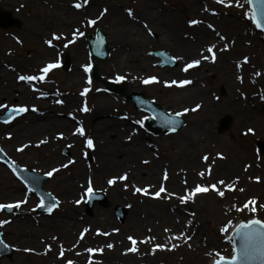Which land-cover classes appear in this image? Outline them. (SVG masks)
Returning <instances> with one entry per match:
<instances>
[{
	"label": "rangeland",
	"instance_id": "obj_1",
	"mask_svg": "<svg viewBox=\"0 0 264 264\" xmlns=\"http://www.w3.org/2000/svg\"><path fill=\"white\" fill-rule=\"evenodd\" d=\"M144 1L0 0V9L10 11L13 17L23 22L19 29L6 30L0 27V64L16 68V71L2 68L4 72H0V104L25 106L30 103L36 106V99L33 98L35 94L43 92L44 95L52 96L50 100L63 101V103L53 105L49 100L46 104H41L43 107L48 106L47 108L54 114L69 113L68 102L71 97H76L78 100L74 104H77L79 110L73 112L71 109L70 118L75 121H72L68 128L75 131L76 128L82 126L85 130V136H79L82 140V148L76 149L74 141L65 139V129L57 127L52 129V135L59 133L63 135V138H58L51 143L47 141L40 147H30L33 149L31 155L23 156L26 153L25 150L16 152L12 149L16 144L24 142V137L17 138L19 131H14L15 126L4 125L0 122V146L8 149L6 154L23 167L35 169L40 174H47L52 165L45 155L48 149H51L53 154L56 153L59 158L51 161L59 163L64 160L72 161L70 169H59L44 184V189L51 192L59 202L58 208L51 213L37 212L41 200L39 195L34 191H29V188L12 173L7 165L0 163V204L26 201L21 204L20 208H15L12 213L5 210L0 211V221H8L2 225L3 239L15 249L12 258L5 257L0 264H66L70 259L69 254L64 252L61 257L59 253L54 252V249H58L61 245L59 241L63 242L62 228L57 223L59 220L68 226V231L64 233L66 240L79 234L81 229L93 231L98 227L106 231L110 230L108 224L111 222L122 234L131 230L134 240H137V253L134 254V258L138 259L136 264H205L204 261L201 262L202 256L198 250L190 245L197 236H201L202 240L206 239L208 243L218 242L220 244L210 257L217 259L216 252L225 257L232 255V246L227 239L228 232H221L225 224L220 219L214 222L210 215L211 207L214 205L219 208V214H223L224 218L229 221H246L253 217L264 220V208H260V205H264V185L261 191L249 187L250 185L259 187L261 183L264 184V152L256 146L257 141H264V109L253 113L256 110L254 103H249L246 108H243L251 112L253 116L244 118L231 105V97L234 93L237 95L244 93L253 98L252 91L256 88L258 96L254 99L264 101V42L254 23L244 15L245 12L251 11L249 5L246 0H240L244 4L242 8L235 6L236 0H232L231 6L219 4L216 0H151L155 5L153 16L149 18L145 17L142 10ZM198 2L201 3L198 5ZM76 3L82 6L77 9L74 6ZM225 3L227 4V0ZM203 5H206L212 13L194 11L193 7ZM129 9L132 11V16L128 15ZM70 11H74V16L66 27L61 22L70 15ZM116 11L120 13V16L111 18ZM90 15H94L92 19L97 21L95 25L88 24ZM135 18L138 20L135 28L126 25ZM194 19L212 25V28L207 27V30L214 34L217 32L219 35L222 34L226 40L227 49L221 50V48L224 49L221 47L217 50L216 52H219L214 62L210 58L208 60L201 58L204 55L209 56L207 50L203 48L198 47L190 53L182 50L179 46L181 44L176 41L175 44L171 36L169 37L172 33L165 31L168 25L188 28L189 22ZM97 27H102L109 39L110 57L99 67V73L103 79L109 78L117 83L121 82L134 91H144L148 97L158 100L163 107L170 109L171 113H183L187 125L182 130L168 135L154 133L144 125L146 114L143 111L132 107L121 95L107 93L106 85L99 82L86 83L84 79L88 76V72L84 71V66L89 65L90 61L88 56L80 55L78 47L86 43V33L94 34ZM55 28L60 29L56 34L62 35L63 39L54 40V46L50 47L45 41L52 39V31L54 32ZM77 29L84 35L73 36ZM243 29L248 32V43H244L242 36L233 34L241 33ZM63 30L70 32L62 33ZM120 34H128L132 39L124 40ZM72 38L74 42L67 44ZM121 40H124V48H120ZM65 44L68 46L64 47ZM10 45H13L14 49L8 48ZM245 48L247 51H243ZM119 49L125 51V55L117 56ZM156 49L169 50L172 55L177 56L179 65L175 68H158V60L153 59L149 52ZM50 50L54 52L51 56H46ZM66 55L72 61L69 71H53L51 76L50 73L46 74L44 81L25 82L18 87L17 71L20 70L22 73L26 71L25 75H31L30 72L35 75L38 73L39 76L41 75L39 69L50 62L63 61ZM245 57L248 58L247 63H244ZM234 58L238 59L237 62L246 72V74H238L243 78V82L237 79L238 76L236 78L226 76L222 69V64L226 63L227 59L232 61ZM196 59L201 60L198 66H194L187 72L183 71L186 64ZM143 61L149 62V69L140 73L142 69L134 66L138 64L137 67H139V63ZM163 70L166 72H162ZM77 71L81 73L80 76L77 75ZM238 72H242L241 68ZM257 72L260 73L259 76L255 75ZM148 73L154 76L160 73L163 78L158 83L144 84L142 81L146 75L141 77L139 75ZM117 74L125 76L126 79L118 81ZM179 79H189L191 83L182 87L166 86V82L170 84L171 81ZM193 83L202 87L207 96H196L198 92L191 91L195 86ZM30 84L38 89L35 94L31 93ZM85 88L90 90L82 96L80 92H83ZM98 93L103 97L97 102L93 98ZM100 103L103 104L105 112L98 116L101 118L110 116L105 118L110 121L107 126L114 129V133L108 136L110 147H121L120 152L113 157L116 162L121 161V166L113 172H106L103 166L99 165L98 151L85 147V137L90 136L88 124L91 112L95 109V105ZM85 105L89 109L87 112L82 111ZM197 105L200 107L197 108ZM37 109L44 110L39 106ZM185 109L188 111L185 112ZM225 115H230L233 121L229 130L219 133L218 123ZM35 117L50 118L48 112L42 115L29 114L16 119L18 122L16 127L20 128L28 121H33ZM123 119L128 121H123ZM138 120L143 121V127L136 123ZM248 129L253 131L248 132ZM6 131L14 133L11 137H5ZM119 134H129L131 139L120 144L117 141ZM40 136H44V133H40ZM27 139L32 140V137L27 136ZM141 142L149 144L147 148L152 154V160L159 155L165 161V166L164 164L158 165L157 173L160 174L161 169L165 167L168 176L166 183L162 181L155 183L156 179L154 182L151 181L148 172L156 171L155 163L150 160L145 163L140 160L141 155L138 153H134L131 157L128 156V161H122L126 156V148ZM66 148L70 149L69 155L63 152ZM189 152L194 153L193 157L198 162V167L203 168V177L197 176L196 172L190 168L192 159L187 156ZM89 154L92 155L91 161L87 159ZM204 156H208L209 159L205 161ZM78 165H82L83 169L88 171L81 180L78 178ZM226 165L238 166V171H240L235 172V176L239 175L240 178L234 183L238 184L240 180L242 191L238 189L235 193H231L227 190L221 197L217 190L223 191L224 184L218 182L223 174L221 173L222 168ZM209 166H211L210 175L208 174ZM127 167H130L128 172L125 169ZM253 170L255 172H251ZM118 173L121 175L126 173L127 179L119 181V186L117 184L108 185L107 176L118 175ZM176 178L181 180V187L179 190L172 191L170 195L168 190L170 186L167 182ZM67 179L77 180L75 184L80 188L75 194L78 196H67L68 191L63 187ZM89 180L93 191L106 193L110 201L106 207L95 204L90 216L85 211ZM133 184L141 189L147 188L149 194L127 192L123 187ZM162 184H166V191L157 198L154 193L159 191ZM196 185L209 187V191L201 194L203 197L198 200L195 199L198 196L196 195L187 203L182 204L178 197L185 195L186 190L191 192ZM211 185H216L217 190H213ZM250 200L256 201L257 212L255 214L248 209L237 210L243 208V205ZM118 205L129 209L126 220L122 223L117 220L118 217L115 214V207ZM134 207L138 208L136 216L141 219V222L135 225L132 220ZM251 207L252 205H249V208ZM170 212L178 217L179 224L172 226L174 229L169 228L172 225ZM85 232L92 236L90 247L93 250L97 249V253L85 254V260L76 264H90V261L91 264H108L105 260H110V256L115 253L100 244L105 240H114L113 237L108 236L104 239V236L100 238L98 235ZM181 233L191 239H172V237L180 236ZM147 238L153 239L149 243H141ZM157 244H165V248L162 251L156 248L154 253L149 255V249ZM48 246H51L50 250ZM128 260L129 257L125 255L117 262L131 264Z\"/></svg>",
	"mask_w": 264,
	"mask_h": 264
},
{
	"label": "bare ground",
	"instance_id": "obj_2",
	"mask_svg": "<svg viewBox=\"0 0 264 264\" xmlns=\"http://www.w3.org/2000/svg\"><path fill=\"white\" fill-rule=\"evenodd\" d=\"M205 1V0H203ZM209 1V0H208ZM201 3V2H200ZM198 2V5L200 4ZM154 3L151 1V0H145L144 3H143V13L145 15V17H149L151 18L153 16V11H154ZM195 6V5H194ZM205 6L206 5H203V6H196V7H193L195 8L194 11H196V13H200L201 11L203 13H212V12H209L208 11H205ZM208 9V7H207ZM74 11H70V15L65 19H63V21L61 22L62 24H65L66 27L68 25V23L70 22L72 16H74ZM214 13V12H213ZM120 16V13L118 11H116L115 15H113L111 18H117ZM90 20H93L92 18H94V15H90L89 16ZM88 19V21H89ZM95 20V19H94ZM112 20V19H111ZM137 19H131V21H129L126 25L129 26V27H132V28H135L137 25ZM60 26V25H59ZM61 27V26H60ZM207 27H208V24L207 22L205 23L204 21H202V23L198 24V25H189L188 28L185 27V26H177V25H168L165 29V31L167 33H172L169 35V37L171 36V40H173L174 42L176 41L177 43H180L181 45L177 44L180 46V48L182 50H187L186 52L187 53H190L191 51H194L196 48L199 47V49L203 48L205 51L207 50V48L211 45H215V48L213 49V51H217L219 50L221 47H224L225 46V42L226 40L225 39H220L221 36H223L222 34L220 35H217L214 34V33H211L209 32V30H207ZM193 30V31H191ZM57 31H60L59 28H55V33H58ZM52 31V34L54 33ZM67 32H70V31H66V30H63L62 33H67ZM131 33H134V32H131ZM179 34V36H178ZM186 34V35H185ZM187 34H190V35H187ZM234 35H239L242 36L244 38V43H248L249 41V38H247L248 36V32L243 31L241 33H233ZM182 35V36H181ZM216 35V36H215ZM121 38L124 39V40H128V39H132V37H130L128 34H120ZM187 36V37H185ZM178 38H181V39H178ZM187 38V39H186ZM124 40H121V47L120 48H124L125 46V43L123 42ZM182 41V42H180ZM175 42V44H176ZM203 45V46H202ZM12 47V48H11ZM10 49H14L13 45H10V47H8ZM222 49V48H221ZM78 50L80 52V55L82 56H86L87 54V49H86V46L85 44L84 45H80L78 47ZM202 51V50H201ZM243 51H247V49H243ZM54 51L53 50H50L46 56H51L52 53ZM219 52V51H218ZM216 52V53H218ZM117 56H122V55H125V51L123 50H120L117 52ZM255 59V58H254ZM237 58H234L232 59V61L229 59H227V62L226 63H223L222 64V69L223 71L225 72V75L226 76H234L235 78L237 76H239L238 74H243L246 72L244 71V68L240 67L242 72L239 73L238 71L240 69L237 68ZM253 60V59H252ZM230 61V62H229ZM149 62L147 61H143L142 63H139V67L138 64L135 65L134 67L138 68V69H142V72L145 71V69H149ZM8 65H1L0 64V72H4V69L2 68H7ZM221 70V69H220ZM78 72V76L81 75V73L79 71ZM162 72H166V70H163ZM121 73V72H119ZM22 74V71H18L16 73L17 77H19L20 75ZM1 75V73H0ZM138 75V74H137ZM142 75H146L145 78H149V73L148 74H140L139 76L141 77ZM158 79H162L163 76L162 74H157L156 76ZM180 80H184V79H179L177 80V82H179ZM186 80V79H185ZM189 80V79H188ZM195 86L194 88H192L191 91H194L195 92H198L196 93V96H200V97H204V96H207V94L205 93V90H203L202 87H199L197 86L196 83H193ZM192 84V85H193ZM21 86V84L18 85V87ZM257 91L258 89L256 88L255 90H253V98L252 97H248L247 95H245L244 93L242 94H233L232 97H231V105L233 107V109L235 108V110H238L239 111V115L242 116V117H247V118H250L253 116V114L247 110H245L244 108H246V106L249 104V103H254V109H256L255 111H253V113H258V110H261L262 108L264 109V101H256L254 98L258 96L257 94ZM251 92V93H252ZM251 95V94H249ZM95 97L93 98V100H97V102L103 97L101 94H97V95H94ZM203 99H206V98H203ZM78 99H76V97H71L69 102H68V107H70V111L72 109L73 112H76L77 110H79V107L77 106V104H74ZM244 107V108H243ZM69 111V113H70ZM105 112V109H104V106L102 103L98 104V105H95V109L91 112V119L89 121V124H88V127H89V133H90V138H92L93 142H94V148L96 151L99 152L100 154V163L99 165L100 166H103V170L106 171V172H113V171H116L118 169V167H120L121 165V161L120 162H116L113 157L120 152L121 150V147H110V142L108 141L109 140V137L112 133H114V129L111 128L110 126H107L109 125V120L108 119H105L107 117H110V116H102V117H105V118H101L99 117L98 115ZM68 112L67 113H64V114H50L48 119H39V118H36L33 120V121H28L25 125H22L20 126V128H17L16 126L18 125V122L16 121L14 124H12L11 126H15V130H18V134H17V138L21 139V137L25 140H23L24 142L20 143L19 145L16 144L12 150L14 151H19L18 149H21L23 148V150H25L24 152H26L23 156H29L31 155L32 153V150L33 149H30V147L32 148H35V147H40L42 146L43 144L45 143H41V141H54L56 140V134H53L52 135V129L53 128H57V127H63L65 130V134H66V138L65 139H69L71 141H74L75 145H76V149H79V148H82V145H81V138L79 137L80 135H77L76 137H74L72 134L73 133V130L72 128L69 129L68 127H70V125L72 124V121H75L74 119H69L67 117H70L71 115L69 114ZM104 115H107V114H104ZM112 117V116H111ZM123 121H128L127 119H123ZM128 126V125H127ZM118 131V130H117ZM14 132H5L6 136L5 137H11ZM40 133H44V136H40ZM27 136H30L32 137V140L30 139H27ZM109 136V137H108ZM35 137V138H34ZM129 134H124V135H117V141L120 142H123V141H128L129 140ZM87 138V137H85ZM86 140V139H85ZM47 143V142H46ZM49 143V144H50ZM109 147H108V145ZM25 145H27V147H24ZM149 144L147 142L143 143L141 142L140 144L138 145H133V147H127L126 148V156H124L125 158L122 160V161H128L129 160V157H131L134 153H138V155H141L140 156V160L142 161H149L150 162H154V168L156 169V171H152V172H148L149 173V176L151 177V181L154 182V180L156 179L155 183L157 182H163V183H166L165 180H164V174H165V167H163V169H161L160 171V174L157 173L158 171V168L159 166L158 165H162L165 163V161L162 159L161 156H156V158H154L152 160V154H150V152L148 151V147ZM5 151H9L8 149L4 148ZM45 155L47 156V158H49L48 160H50V162L52 163V165H50L49 169L52 170L53 168H56V169H70L71 166H72V162L70 163L69 160H64L62 161L61 163L57 162V161H51V160H58V156L55 154L52 153V150L51 149H48L47 151H45ZM129 156V157H128ZM187 156L192 159L190 160L191 163H190V168L192 170H194L197 174V176H200L199 174L201 172H203V168H200L198 167V162L195 160V157L194 156V153H187ZM115 162V164H114ZM166 163H167V160H166ZM62 165H67V167H62ZM165 166V164H164ZM84 167L82 165H78V169L79 170V176L78 178L81 180L83 179L84 175L86 172H88L87 170L83 169ZM126 171L130 169V167H127L125 168ZM0 171H1V167H0ZM238 171V166L236 165H226L225 167L222 168V172L223 173L219 179V181H224V188H223V191H227V190H230L231 193H235L236 190H241V184L242 182L240 180H238V184L234 183L239 177V175H236L235 176V172ZM240 171V170H239ZM238 171V172H239ZM128 172V171H127ZM251 172H255L254 170L251 171ZM56 173V172H54ZM167 173V172H166ZM241 174V172H240ZM87 175V174H86ZM122 176L121 174L118 173V175H109L107 176V180L113 178V177H120ZM242 176V175H241ZM99 177V176H98ZM75 179H77L75 176H74ZM229 178V179H228ZM77 180H74V179H67L64 181V189H66V191H68V194L67 196L71 195V196H78V194H75L77 193L78 189L80 187L76 186L75 182ZM119 181L121 180H117V182L115 184H119ZM81 183V182H80ZM150 184V183H149ZM166 184H164L163 186L166 188L165 186ZM167 185L170 186V189L169 192H170V195H171V192L178 189L181 187V180L179 178H176V179H173V180H170V182H167ZM231 186V188H229L228 186ZM264 184L261 183V186L257 187V186H254V185H250L249 187L250 188H253V189H258V191H261L262 190V186ZM119 186V185H118ZM121 186V185H120ZM127 192H131V193H136L135 192V188H137L138 186H136L135 184L133 185H129V186H123ZM122 187V189H123ZM198 196L195 198L196 200L200 199L203 197V195L201 194H197ZM76 198V197H75ZM138 206V205H136ZM134 211H133V224H139L141 222V219H139L140 217H137L136 214H137V209L136 207L133 208ZM165 213V211H164ZM219 208L217 207L216 208V205H214L213 207H211V214L212 215V219L215 221L218 222V219H220L221 221H223V223L225 225L228 224L229 222V219H225L224 218V215L223 214H219ZM166 215V214H165ZM20 215H17V217H19ZM170 216L172 217L171 218V223L172 225H170V229H174L175 226H177V224H179L177 218L174 213L170 212ZM224 218V219H223ZM59 227L62 228V233H63V242L62 241H59V243L61 244L60 247H58V249H54V252L56 253H60V249H61V246L63 247L64 249V252L68 253L69 254V257L71 261H73V264H76V263H82L84 260H85V254L87 253H92V252H88L87 249H93L92 247H90L91 245V239H92V236L91 235H87V233L85 232V229H81L80 233L77 234V235H74L73 238L69 239V240H66L67 237H65L64 233L68 231V226L65 225L64 222H62L61 220H59V222H57ZM239 221H231V227H229V230H228V234H227V237H229V233L230 231L235 227L236 224H238ZM114 223H110L108 224L109 226V229L110 230H107L106 229H99L98 227L94 228L93 231L87 229V232H89V234H95V235H98L100 236V238H102L104 236V239H107L108 236H111L113 237L114 240L112 241H109V240H105L104 243H101L100 246H104V248L106 249H109L110 251H113L115 254L110 256V260H105V262H107L108 264H119V259L123 258L125 255H127L129 257V262L131 261V264H136L138 261V259L136 260L134 258V254L137 253V251L135 252H132L130 251L129 249L132 248V242L131 240H129V237H133V233L132 231H128L127 233H124L122 234L120 232V230H118V228H116L114 225ZM174 226V227H172ZM141 228V226H139ZM69 232H71L69 230ZM68 232V233H69ZM84 233L83 235V238H81V233ZM104 233H107V235H105ZM166 241V239H165ZM210 242V241H209ZM108 244H112L113 247L112 248H108L107 245ZM128 244V245H127ZM165 245V244H163ZM191 246H194V248H196L198 250V252L200 253V255L202 256V261L201 262H205V264H211V262L213 261V257H210L211 255H209V253L212 254V252L215 250L216 247H219V243L217 242H211V243H208V241L205 239L202 240V237L201 236H197L195 237V239L192 241V243L190 244ZM165 248V247H164ZM159 251H162L163 248H158ZM97 250V249H96ZM149 255L153 254L154 253V247H151L149 249ZM102 253V252H101ZM52 260L53 257H51ZM51 263V262H50Z\"/></svg>",
	"mask_w": 264,
	"mask_h": 264
},
{
	"label": "snow or ice",
	"instance_id": "obj_3",
	"mask_svg": "<svg viewBox=\"0 0 264 264\" xmlns=\"http://www.w3.org/2000/svg\"><path fill=\"white\" fill-rule=\"evenodd\" d=\"M85 2H87V0H85ZM217 3L219 4H224L225 6H231L232 5V0H227V4L225 3V0H216ZM247 4L251 6V11L250 12H245L244 15L246 17H248L252 23L255 24V27L257 29H261L264 30V0H246ZM77 9H79L82 5L80 3H76L74 5ZM236 7H244V4L240 2V0H236ZM105 11H107L105 9ZM205 11H208L207 6H205ZM215 14V13H213ZM101 15H103V13H101ZM128 15L132 16V11L129 9L128 10ZM96 20H89L88 24L89 25H95L96 24ZM190 25H198L200 23H202V21H198V20H191ZM145 27H147L145 25ZM209 28H212V25H208ZM84 35L83 32H80L79 29L76 30V32L73 33V36L76 35ZM217 35H219L217 33ZM63 39L62 35H58L56 33L52 34V39L46 40L45 43L47 45H49L50 47L54 46L53 45V41H59ZM220 39H225L223 36L220 37ZM74 40H69L68 43H73ZM68 45L65 44L64 47H67ZM215 48V45H211L207 48V52L211 53V60L214 62L216 59L215 56V52L213 51V49ZM227 49V44H225L224 49L221 50H226ZM203 60H208L210 57L209 56H202L201 57ZM248 62V58L245 57L244 58V63ZM201 63L200 59H196L191 61L190 63L186 64V66L184 67L183 71L187 72L189 69L193 68L194 66H198ZM59 67V61L57 62H50L48 64H46L43 68L39 69V72L41 73V75L39 76H35V75H20L18 77L19 80L21 81H25L28 83H31L32 81H44L45 80V76L47 73H49L52 69H55ZM91 65H85L84 66V71L87 73L91 70ZM241 65L238 63L237 64V68L240 69ZM255 75L259 76L260 73L257 72L255 73ZM124 77H117V80H123ZM237 79L241 80V82H243V78L238 76ZM144 84H150V83H158V79L155 76H151L145 80L142 81ZM88 83H91V80L88 81ZM191 81L190 80H181L179 82L173 80L170 82V84H168L166 82V86H171V85H177V86H185L190 84ZM89 88H85L83 90V92L81 93V95H86L89 92ZM43 94V93H42ZM57 103H63V101H57ZM6 105H2L0 104V109L2 108H6ZM197 108L200 107V105L196 106ZM195 110V109H193ZM29 109L25 106H20V107H13L9 110L8 115L5 117V119L3 120L4 123H9L10 120L14 117V116H18L20 114L26 113L28 112ZM32 111H37V109L35 107L32 108ZM82 111L87 112L89 111L88 107L85 105V107H83ZM188 110L185 109V112H187ZM183 115V113H176V116H180ZM137 124H140L141 127H143V121L138 120L136 121ZM169 124L173 125L172 127V131H175V121H169ZM252 129H248V132H252ZM74 134H79L80 136H85V130L82 126L76 128L75 133ZM62 134H60L58 136V138H61ZM129 139H131V137H129ZM47 141H41V143H46ZM24 147H27V145H25ZM85 147L88 149H93L94 148V142L92 140V138L87 137L85 140ZM19 151H23V148L18 149ZM3 150L0 149V152H2ZM85 155H87V153H85ZM220 155V154H218ZM223 158V157H221ZM203 159L205 161H207L209 159L208 156H204ZM72 161H70L71 163ZM145 163H147V161H145ZM10 167H12L13 171H16V168L14 167V165H10ZM62 167H67V165H62ZM59 169L53 168L51 171H49L47 173V175L49 177H51L53 175L54 172H57ZM208 174H211V166H209L208 168ZM201 177L204 176V172H201L199 174ZM164 180L168 179L167 173L165 172L164 174ZM127 179V174L125 173L124 175L120 176V177H113L111 179H109L107 181L108 185H114L117 180H126ZM186 183V181H185ZM218 183L220 184H224V181H219ZM229 188H231V186H228ZM211 188L213 190H217L216 189V185H211ZM29 191H36L35 188H29ZM135 192L137 193H142L144 195H148V189L144 188H135L134 189ZM166 191L165 187L163 186V184L160 186L159 191L155 192L154 195L155 197L159 198L161 196V193H164ZM209 191V187H205V186H201V185H196L195 188L192 189L191 192H187L185 195H182L180 197H178V199L180 200V202L182 204L187 203L188 200L192 199L193 197H195L197 194H203ZM218 191V195L223 197L225 195L224 191ZM242 191V189H241ZM87 194L89 196V198L92 197L93 195V188L91 186V181L89 180V186L87 188ZM26 201H18L14 204H0V211L3 210H7L9 213L12 212V210L14 208L18 209L21 207V204L25 203ZM77 203H80V201H77ZM249 205H252L251 208H249ZM57 206L56 203H49L47 205H45V201L43 199V197L40 200V203L38 205V207L47 208V211L49 213L52 212V210ZM260 208H264V205H260ZM245 209H248L249 211H251L252 213H256L257 212V207H256V201L255 200H250L248 202H246L243 205V208L237 209L238 211H243ZM8 223L7 220L4 221H0V226H2L3 224ZM231 221L228 222L227 225H225L223 228H221V232H228L229 227H231ZM85 231H87V229H85ZM167 231V229L165 230ZM105 235H107V233H104ZM84 233H81V238H83ZM191 239V237H185L183 233H181L180 236H175L172 237V239ZM239 238L240 241V247L239 250H237V248L235 246H233L232 248V252L233 255L231 256V258H227L224 255H221L219 252L215 253V256L217 257V259H214L211 264H264V220L258 219V218H252L249 219L246 223L241 222L237 225H235L234 229H233V234L231 236L228 237L229 242H233L235 239ZM53 239H56L55 237H53ZM151 239L153 238H147L144 241H141V243H149L151 241ZM129 240H131L132 242V248H130L129 250L132 252L137 251L136 248V240H134L132 237H129ZM0 246H4L7 247V245L5 244L3 239H0ZM51 246H48V250H50ZM108 248H112L113 245L112 244H108L107 245ZM165 245L162 244H157L154 246V250L156 248H164ZM26 251H29L28 249H26ZM88 252H93L96 250L93 249H87ZM102 251V250H101ZM60 256L63 257L64 255V249L61 246L60 249ZM209 255H212L211 253H209ZM67 264H73V261L68 260ZM91 264V261H90Z\"/></svg>",
	"mask_w": 264,
	"mask_h": 264
},
{
	"label": "water",
	"instance_id": "obj_4",
	"mask_svg": "<svg viewBox=\"0 0 264 264\" xmlns=\"http://www.w3.org/2000/svg\"><path fill=\"white\" fill-rule=\"evenodd\" d=\"M14 23H18L17 24L18 26L20 25V23L16 19H12L10 17L9 13H5V12H1L0 13V25H2L3 27H11V26L14 25ZM259 30L264 32V30H261V29H259ZM105 42H106L105 35H103V33H101V32H99L98 38H96L95 40H94V38H90L89 39V44H90V48H91L92 54H93L94 57L95 56L98 57L100 59V61H103L105 56H106V43ZM160 55H162V54H160ZM165 58H166V56H165ZM96 74H97V72H96V67H95L92 75H94L96 77L97 76ZM111 88H112L113 91H116V92H119V93H123L124 92V89L122 87H119V86L112 85ZM126 97L132 102V104L136 105L138 103V104L144 105L145 107H148L147 106L148 104H145V102L143 101L144 99L142 98L143 97L142 95L135 94V93H129L128 95H126ZM153 109L156 111L155 114L157 115V117H156L157 118V122L155 123V119H153V120H151V122L149 121V125L152 128H155L157 130L166 131V130L162 129L163 128L162 125H158V124H160L158 122V119H159V117H162L161 116L162 114L160 113V111L156 110L155 107H153ZM5 117L6 116H4L3 118L5 119ZM169 121H171V120H169ZM179 122H180V119H175V127L176 128H178L180 126ZM230 122L231 121H230L229 117H226L224 120H222L221 121L220 131H223L224 129L229 128ZM175 130H177V129H175ZM170 131H172V130L170 129ZM43 180L39 181L36 186L34 184H32L33 187L38 188V191L40 192V194H45L41 190V187L43 185V182H42ZM95 199L100 200V202L102 203V206L103 205H105V206L107 205L105 200H101L102 199L101 195L93 196L92 199L90 200L89 204H88L89 207H88L87 211H89L90 213H91L90 210H92V206H93V203H94ZM118 212L123 217V213L126 214L127 210H124L123 213H122V210H119ZM0 235H1V231H0ZM0 239H1V236H0ZM232 243L237 248V250H239V247H240L239 238L235 239ZM12 252H13L12 248L0 246V258H2V256H5V255H8V256L11 257Z\"/></svg>",
	"mask_w": 264,
	"mask_h": 264
}]
</instances>
